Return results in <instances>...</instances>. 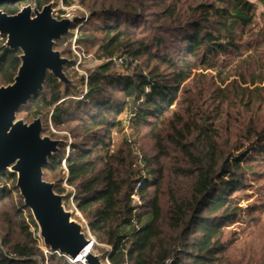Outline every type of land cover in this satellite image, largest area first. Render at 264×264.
<instances>
[{
  "label": "trees",
  "instance_id": "trees-1",
  "mask_svg": "<svg viewBox=\"0 0 264 264\" xmlns=\"http://www.w3.org/2000/svg\"><path fill=\"white\" fill-rule=\"evenodd\" d=\"M78 1L87 21L54 44L69 82L47 73L17 116L40 117L42 133L60 140L43 177L110 246L101 262L264 264V239L247 257L236 252L240 232L264 235V193L239 205L264 183V0ZM73 38L98 60L86 77ZM19 54L0 40V84L12 82ZM15 181L0 172V264H79L43 251Z\"/></svg>",
  "mask_w": 264,
  "mask_h": 264
},
{
  "label": "water",
  "instance_id": "water-1",
  "mask_svg": "<svg viewBox=\"0 0 264 264\" xmlns=\"http://www.w3.org/2000/svg\"><path fill=\"white\" fill-rule=\"evenodd\" d=\"M9 1L16 0H0V4ZM69 27V19L53 15L51 1L40 8L26 4L12 14L0 8L4 45L20 50V64L12 82L0 84V172L8 169L16 174L15 185L30 209L45 248L87 264H102L91 251L95 239L72 218L54 183L43 177V167L58 151L60 140L42 133L40 117L30 122L17 117L20 106L43 89L47 73L69 82L64 72L68 59L54 48L55 41L69 32Z\"/></svg>",
  "mask_w": 264,
  "mask_h": 264
},
{
  "label": "rangeland",
  "instance_id": "rangeland-1",
  "mask_svg": "<svg viewBox=\"0 0 264 264\" xmlns=\"http://www.w3.org/2000/svg\"><path fill=\"white\" fill-rule=\"evenodd\" d=\"M50 1L53 2V4L55 6H56V4L58 2V0H50ZM28 4H30V3H28ZM24 5H26V4H23L22 6H24ZM31 5L34 6V4H32V3H31ZM257 9H258V13H257V16H256V25L258 26V25H262L264 23V19H263V15H262V12H263L262 11V7L260 6V4H257ZM77 22L78 21L76 20L75 22L71 23V29L72 30H74V27L76 26ZM5 38H6L5 36H1L0 40L1 41H5ZM71 49H72V45H71ZM81 56H82L81 59L83 58V61H81V59H80L81 66L79 67V65L77 64V61H76L75 69L79 72V74L84 75L86 77V75H87L86 70L93 69L96 66V64H98V60L93 58L92 55H88V56L85 57V55H83V53H82ZM84 57H85V59H84ZM74 80H77V77L72 79V81H74ZM78 86H79V89L81 88V89H83L84 92L86 91V89L84 88L83 84H78ZM80 94H79V98L81 97ZM17 117L22 118L21 116H17ZM24 121H26V120H24ZM26 122H30V121H26ZM120 134L121 133H119V132H115L114 133V142H115V144L118 142V140L120 138ZM45 135H48V134H45ZM56 139H58V138H56ZM67 150H68V147H67L66 151ZM246 192H250L252 194V197L250 199H248V200H246L245 198L241 199L240 202H239V205L242 206V207H245L248 203L252 202L257 196H261L260 194L264 193V183H263V181L253 182L252 185L247 189ZM18 193H19V190H18ZM13 194H17V192L13 191ZM63 204H64L66 209L71 210L72 218L75 219L76 221H78L79 223H81V225L83 226V230L86 233V235L87 236H91L92 238L95 239V237L86 228V225H85L86 223L82 219V217L79 214V212L75 208H72V209L68 208L66 202H64V201H63ZM31 230H34V227H31ZM122 230H126L127 231V230H129V227H123ZM237 230H239V229L237 228ZM35 232H36V235L38 236V226H37V229H35ZM240 236H242L243 239L241 240L242 241L241 244L238 245V247L236 249V252L239 254L242 250H244L245 251V257H247L249 255L248 254L249 251H247V248H248L250 242L255 244V243H257V241L264 239V235H262V237H256V236L248 234L247 232H245V233L240 232ZM94 244L97 247L96 248L92 247L91 251H93L99 257L102 256L104 254V251L107 250V245L105 243H100V242H94ZM40 247L42 249H45L44 248L45 246H43V244L41 243V239H40ZM105 263H106V261H105ZM102 264H104V263H102Z\"/></svg>",
  "mask_w": 264,
  "mask_h": 264
},
{
  "label": "built area",
  "instance_id": "built-area-1",
  "mask_svg": "<svg viewBox=\"0 0 264 264\" xmlns=\"http://www.w3.org/2000/svg\"><path fill=\"white\" fill-rule=\"evenodd\" d=\"M52 13L55 17L57 18H67L70 21V27H69V32L72 31L74 32V37L76 35V32L78 28L87 21L90 12L78 1V0H71L70 3L66 4L64 0H58L56 6L52 2ZM78 21L76 26L74 27V30L71 29V23ZM72 49L73 51L77 54V64L81 59V53H79L76 48H75V41L74 38L72 40ZM116 64H122L123 59L122 58H112ZM139 187V182L136 184V189ZM132 199L133 202H139V196L135 193L132 194ZM75 208V207H74ZM76 209V208H75ZM86 225V224H85ZM87 228V225H86ZM88 229V228H87ZM110 249V246L107 245V250ZM45 253H47V248L43 249ZM66 256V255H64ZM68 260H70L73 263H79V264H87L84 260H77V259H72L69 256H66ZM169 260H165L162 264H168ZM125 264V263H123Z\"/></svg>",
  "mask_w": 264,
  "mask_h": 264
},
{
  "label": "bare ground",
  "instance_id": "bare-ground-1",
  "mask_svg": "<svg viewBox=\"0 0 264 264\" xmlns=\"http://www.w3.org/2000/svg\"><path fill=\"white\" fill-rule=\"evenodd\" d=\"M45 248V247H44Z\"/></svg>",
  "mask_w": 264,
  "mask_h": 264
}]
</instances>
